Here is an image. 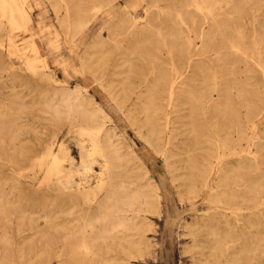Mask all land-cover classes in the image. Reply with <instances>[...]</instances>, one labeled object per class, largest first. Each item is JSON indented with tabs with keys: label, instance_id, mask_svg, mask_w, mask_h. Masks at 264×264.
Wrapping results in <instances>:
<instances>
[{
	"label": "rangeland",
	"instance_id": "1",
	"mask_svg": "<svg viewBox=\"0 0 264 264\" xmlns=\"http://www.w3.org/2000/svg\"><path fill=\"white\" fill-rule=\"evenodd\" d=\"M25 1L29 4L27 18L17 26L9 24V12L3 13V6H0V120L4 127L0 132V264H57V251L64 245L63 241L80 240V237L63 236L65 227L87 222L95 215L93 210L97 200L104 198L111 186L109 177L113 176V167L104 171L98 163L89 173L76 176V181L86 182L88 189L96 192V197L90 194L70 198L56 186L60 174L56 176L57 167L52 163L51 154L60 156L63 169L75 167L79 160L78 143L83 142L87 150L91 149L96 125L88 116L99 106L98 102L112 117L102 121L101 130L108 131L112 142L122 151L129 146L133 149L129 166L134 167L137 175L145 177L143 181L149 179L154 183L160 195V214L145 213L155 225V232H145L149 240L147 249L142 245L139 253L116 252L117 257L125 264L203 263L214 244L203 226L210 223L208 216L223 208L216 209V204L207 200L210 190L207 187L189 203L179 201L189 177L183 160L185 153L182 152L193 145L192 123L200 133H208L211 123L215 122L212 130L226 145L217 149L221 153L219 156L214 148L207 152L208 156L213 154V180L222 174V168L232 171L240 165L245 169L241 175L246 179L264 183V110L255 96L264 89V79L260 67L255 66L256 62L252 64L241 56L243 50L255 57L259 55V49L264 50V42L254 43L255 40H264V0H248L246 4L238 2L243 0H220L222 10L216 17L223 23L222 30H215L214 44L211 45L202 44L196 37L198 31L186 29L188 14L182 15L186 24L180 23L176 7L194 8L188 4L192 0H140L136 8L130 6L134 0ZM193 1L199 6L204 5L201 0ZM102 5H106L105 8L114 5L109 8L114 13L112 18L104 24L108 18L106 11L97 9L96 17L90 21L94 7ZM148 7L154 17L148 21L156 23L155 18L160 16L164 36H157L154 28L147 25ZM199 13L196 11L192 15L201 20L204 14ZM78 25L88 26L77 37ZM114 40H117L116 45ZM99 41H103L101 51L98 50ZM235 42L242 48L239 53ZM196 53L202 57H194L196 60L184 78L186 84H181L183 79L180 80L174 104L166 109L167 88L174 72L182 71L188 55ZM225 56L227 60H224ZM37 58L41 61L37 62ZM45 72L51 77H44ZM152 84L154 89H151ZM239 88H245V93H239ZM68 89H78V96L86 105L72 115H66L64 108ZM210 99L216 104L214 101L211 104ZM46 102L50 103L48 107ZM208 104L210 108L206 109ZM256 105L259 108L255 109ZM56 112L61 114L56 115ZM167 113L174 120L177 133L181 128L187 130L180 135L171 134V143L166 145L162 154L164 140L159 145L154 142L146 119L159 123ZM249 120L255 123L253 130H248L253 126ZM171 126L169 131L174 130ZM245 128L249 132L247 136L241 132ZM148 138L156 151L147 142ZM209 146L205 144V147ZM94 156L102 160L98 153ZM70 157L75 159L74 162ZM101 178L105 185L99 189L97 183ZM258 192L264 193V189L251 193ZM254 209L257 207L242 212ZM251 220L255 223L256 217ZM244 222L238 221L237 226L243 228ZM260 222L262 226L252 228L256 240L264 232V219ZM220 224L221 230L224 223ZM252 236L237 240L236 246L249 247ZM151 240L155 243H150ZM263 243L260 248L264 249ZM73 246L66 245V251L70 252ZM79 254L78 264H84L85 256L82 252ZM256 257V264H264V253ZM245 260L239 264H246ZM219 264H224L223 260Z\"/></svg>",
	"mask_w": 264,
	"mask_h": 264
},
{
	"label": "bare ground",
	"instance_id": "2",
	"mask_svg": "<svg viewBox=\"0 0 264 264\" xmlns=\"http://www.w3.org/2000/svg\"><path fill=\"white\" fill-rule=\"evenodd\" d=\"M201 1L204 3V5L208 3L210 4L205 5V6L204 5L199 6L200 4L198 5L196 2L192 0V2H188V4L191 6L194 5L195 6L194 8L193 7L183 8L181 6H177L175 11L179 14L181 25L186 24L185 22L186 18L182 15L184 13L188 14L187 18H189L188 19L189 21L187 23L191 31L188 29L187 25H186L187 27L186 29L189 32L198 31L197 33L198 35L196 34V37L202 41V44L211 45V44H214L213 35H215L216 33L215 30H222L223 23L220 21L219 18H217L218 16L216 17L219 10H222V8H220L219 6L222 2L220 0L219 1L201 0ZM257 1H255L253 4H255ZM139 2L140 0H134L130 6L133 8H136ZM238 2L241 4H246L248 0H243V1H238ZM0 6H3V10H4L3 13H5V11L9 12V16L7 17L9 20V24L11 26H17L18 24H20V22L23 23L26 21V18H27L26 7L29 6V4H27L25 0H10V1L2 0V5ZM113 6L114 5H111L108 8H105L106 5H102L100 7L95 6L93 9L94 12L91 16L90 21L96 17L97 9L98 10L105 9L106 15L108 16V18H106L105 23H104L106 24L108 20H110V18H112L114 14L112 13L113 10L109 9V8H113ZM150 10H152L150 9V7L146 8V12H147V22L146 23L148 26H152L154 28L155 34L157 36L162 37L165 35V31H164L163 23L160 20L161 17L157 16L155 18L157 22L151 23L148 20H151L154 17L153 15H150ZM255 10H258V9L255 8ZM196 11L198 13L201 12L202 15L204 14L201 20H199V18L197 19L194 15H192V13ZM179 17H176V18L178 19ZM68 18L67 20L69 21ZM79 20H81V17ZM104 24H102V26ZM254 24H256V22ZM130 25L128 24L127 26L130 27ZM87 26L88 25L84 26L83 28V25H78L76 29L79 28L80 30L78 33L75 32V36L84 33L87 29ZM255 31L253 32L255 33ZM255 35L256 34H254V36ZM255 38L253 40H255ZM188 39L190 40V38ZM195 40L197 41V39ZM230 41L231 40H229V42ZM116 42L117 40H114L115 45L117 44ZM263 42H264L263 39L254 41V43L257 45L263 44ZM99 43H100V47L98 50L101 51V49L103 48V41H99ZM234 45H236L235 47L238 53L239 51H242V48L238 46V43L235 42ZM257 45H255V47H257ZM217 49H218V45H217ZM256 49L257 48H255L254 51H257ZM259 50H258L259 55L257 57H255L252 54H247L248 51L245 52V50H243L242 52L243 55L241 56L244 57L245 60L251 61L252 64L256 62L255 66L257 65L258 67H260V73L262 74L263 79H264V50H261V51ZM169 52H170L169 55H171V51ZM36 53H39V51H36ZM215 54H216V50H215ZM205 55H208V53ZM195 56L202 57L201 54H197V53L195 55H190V56L188 55L187 63L184 68L185 70L183 69L182 71L174 72L175 76L172 79L170 86L167 88V92L169 96L167 97L168 101L166 102L164 106L166 109L171 108L174 104L173 99L175 98L174 96L176 94V91L180 90L178 88V84H180V80L183 79L181 84L182 83L186 84V80L184 78H185L186 73L188 74L191 64H193L192 62L196 60L194 58ZM33 58H35V56ZM39 58L35 60H37V62L41 61V59ZM171 59H172V56H171ZM218 59H219V56L217 60ZM224 60H227L226 56ZM35 62L36 61H34L33 63ZM32 65L34 66V64ZM32 65H31V69L33 67ZM246 68H247V65H246ZM174 69L177 70L175 66H174ZM43 76L51 77V74L45 72ZM181 86L184 87L185 85H181ZM226 88L229 90L230 86L228 85L226 86ZM252 88H256V87H252ZM151 89H154L153 84L151 86ZM245 91H246L245 88H239V93L243 94L245 93ZM256 93H257L255 94V96L257 97L256 99L259 100L260 106L264 110V89ZM79 94H80V91L78 89H68V91L66 92L67 97L64 98V108L66 110L65 111L66 115H72L76 111H78L81 107L86 106L84 105V102L80 99V97L78 96ZM72 95H76V96L72 97ZM213 101L214 99H210L209 102H211L212 104ZM218 102L219 101L217 100V103ZM46 103H48L46 104V106L50 105L49 102H46ZM98 104L99 106L95 108L93 112H90L88 116L91 122H93L96 125L94 128V136L91 140L92 141L91 149L87 150V147L85 146L83 142L78 143L77 146L79 148V160L75 164V167L63 169L60 165L61 164L60 158H59L60 156L58 157L54 153L51 154L52 163H54V165L57 167L56 171L58 173L56 174V176L60 174L56 178V186L62 194L67 195L70 198H76L78 196L87 197V196H90V194H93L94 196L96 195L95 194L96 192H94L93 189H88L89 187L85 184L86 182L84 183V182L76 181L75 179L76 176L85 175L89 173L90 171L94 170V166L98 163H100L104 167V171H105V168H108L109 166L113 167V172H112L113 176L111 175L109 177L111 178V182H110L111 186L106 196L102 198L101 200L100 199L97 200V206L93 210L95 211V215L91 219H89L87 222L84 221L81 224H74L71 227H65L66 231L63 232V236L80 237V240L63 241L62 244L64 245H62L57 251V255H56V257L58 258L57 264H68L70 261L73 262L72 264H78L77 258H79V255H80L79 253L81 252L83 253L82 256L83 255L85 256L84 264H125L120 258L117 257L116 252H125L127 254H133L132 253L133 251V252L139 253L142 249L141 247L142 245L145 247V249H147V247L149 246V240L146 239L147 236L145 232L147 231L155 232V229H154L155 225H154L153 220L149 218L148 216H146L145 213L149 212V214L154 215V214H160L161 212L159 208L160 207L159 206L160 195L158 192V187L154 183H152L149 179H147L146 181H143L145 177L141 174L137 175L136 171L133 169L134 167L129 166V163L132 161V158H133L132 156L134 155L133 149L132 148L129 149L130 148L129 146L127 147L126 151H122L120 147H117V145H115L112 142L111 134L108 131L101 130V127L103 124L102 121L105 118L112 119V117L110 116L108 112H106V110L100 105L99 102ZM209 104L208 106H206V109L210 108ZM214 104H216L215 101H214ZM256 108H259V107H257L256 105L255 109ZM59 114L61 113L56 112V115H59ZM159 120H160L159 123H156L155 121H153V119L148 118L146 119V124L149 126L150 132L153 134L152 139L154 140L155 143H158L159 145V142L161 143L162 142L161 140L162 139L164 140L163 142L164 144L161 148V151L163 154V151L166 149V145L168 146V144L171 143L170 135L173 133L175 135L176 134L180 135L187 129L181 128L179 133H177L174 128V120H172L170 113L165 114V117H163L162 119L160 118ZM162 120L163 122H161ZM248 123H253V126L251 128L248 127V130L250 129L253 130L255 127L254 121L249 120ZM2 124H3V121L0 120V132L4 128ZM171 124L173 125V127L171 126ZM170 126L174 128V130L172 129L173 131H169L171 130ZM215 126H216L215 122L211 123L210 128L207 127L208 129H211L209 130L208 133H203V131H201L200 133L199 129L194 127L192 123V128L190 129V132L195 133V136L193 137L194 140L192 142L193 145H190L189 147L184 149L182 152V153H185V158H183V160L188 169L189 177L183 186L184 189H183L182 195L180 196L179 201L181 203H186V202L189 203L190 201L193 200V198L199 197L203 189L207 187L210 189L208 191L207 200L210 203H215L216 209H218L219 207L223 208L222 211L215 210L210 216H208V219H210V223L203 226L204 230H206L207 232L206 235L211 238L214 244L211 246L210 253L208 255L204 254L206 256L203 260V263L201 264H219L221 260H223L224 264H239L240 261H242L245 258H246L245 260L246 264H256V262L258 261V258L256 257V255L264 253V249L260 248V245L262 244V242H264V232H261V238L256 240V239H253L254 236H252L253 235L252 228L253 227L258 228L262 226L260 221L264 219V193L263 192L254 193L257 195L256 196L251 192L258 191L259 189H264V183L262 184L258 182V180L253 181L251 179H246L245 176L241 175V171L245 169L241 168L240 165L237 169L232 170V171L222 170L223 168L222 169L220 168L222 171V174L218 177V179L213 180L212 176L215 171L214 160H211V157L213 154H209L208 156L207 152L213 150L214 148V150H216L215 152L217 154L219 153L217 156H219L221 153L217 152V149L223 147V145H226V143H224V140H221L220 138L216 136V131L212 130ZM246 131H247V128L241 131L244 134V136L245 135L247 136V134L249 133V132L247 133ZM167 132H168V135H167ZM202 137H204L205 139ZM113 138H114V135H113ZM201 138L204 140H202ZM15 139H19V138L16 137ZM147 142L152 146L153 150L156 151L154 144L152 142H149V138ZM205 144H208L210 146L205 147ZM178 148H181V147L178 146ZM95 153H98L102 157V160L96 158L94 156ZM215 155L216 154H214V157L217 158V156ZM74 160L75 159L73 157H70L71 162H74ZM54 165L52 166L54 167ZM97 184H98L99 189L105 185L104 180L102 178L98 181ZM246 190L247 192H245ZM251 207H257V209L251 210V212H242L243 210L247 208H251ZM227 211H229V213ZM254 216L256 217L255 223L251 220ZM84 217L86 216H83V218ZM240 220L245 221L243 228L241 229L237 226V222ZM221 222L224 223V228L220 230ZM245 228L249 230H245ZM246 236H252L250 246L246 247L245 245H243L241 246V248H238V246H236V241L239 239L245 238ZM150 243L154 244L155 241L151 240ZM68 244H74L73 246L74 249H71L70 252L66 251L65 246ZM126 244L128 245V248L125 247ZM79 249H81L82 251L80 252ZM201 252L204 253L203 251ZM241 253H243L245 256H243ZM193 257L195 258L196 256H193ZM249 257H250V260H249ZM210 259H212L213 262L210 261Z\"/></svg>",
	"mask_w": 264,
	"mask_h": 264
}]
</instances>
